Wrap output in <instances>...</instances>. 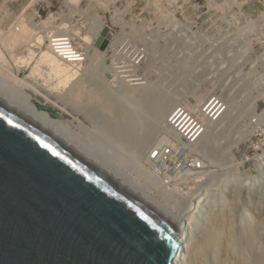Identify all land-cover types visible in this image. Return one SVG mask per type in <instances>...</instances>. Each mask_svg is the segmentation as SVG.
<instances>
[{"label":"rangeland","instance_id":"1","mask_svg":"<svg viewBox=\"0 0 264 264\" xmlns=\"http://www.w3.org/2000/svg\"><path fill=\"white\" fill-rule=\"evenodd\" d=\"M95 16L103 17L105 24L111 28L115 36L111 37V42L114 40L120 43L116 53L111 49L104 56L107 58L105 65L109 64L111 68L104 72L105 75L107 74V80H111L109 84H117L111 66L114 64L113 66H120L124 73L131 74L134 78H143L145 84L155 82L156 88H160L163 93L171 92L172 88L174 90L178 87L183 94H188L187 98L193 103L196 102L195 98L220 92L227 97L229 103L230 99L234 98L232 104L237 111L240 110L236 113L237 117L225 127L219 126L214 130L217 133L214 145L220 151L223 150L222 162L221 158L206 153L210 160L208 164L211 166L218 164L213 168H218L220 164L217 171L220 174L209 181L210 184H204L205 188H202L200 194L203 197L207 194L205 201L208 200L210 205L206 204V206L212 210L209 213V209L206 210V206L203 205L204 214L200 211L202 215L198 213V217H195L193 233L184 244V256L192 241L200 238L204 242V247L210 249V244L213 243L217 248L218 255H214L213 251L214 254L210 256L213 255L214 258L218 256V259L227 258L225 261L218 260L220 264L221 262L244 264L245 259L255 261L253 259L256 257L255 252L260 254L262 260L260 258L259 262L256 261L254 264H264V173L239 172L241 157L246 160L248 156L250 127L248 129L249 123L245 126L237 123L243 116L252 113L251 107L256 101L264 106V93H262L264 92V0H0V81L7 82L11 87L16 86L12 95H17L15 92L21 91L36 93L31 86L37 85L34 82L41 83L44 87L42 94H37L39 95L37 97L44 99L43 95L49 96L47 88L64 95L53 99L60 106L66 105L73 110L79 108L81 126L85 125L87 127L85 130L92 135V142L104 149L106 154L104 159L108 162L112 161V157H116L114 161L122 169V175L121 172L113 170L133 182L135 179L133 176L137 179V175L132 173L131 168L126 170L127 166L119 159L117 162V154L112 153L111 149L110 155L107 154L108 146L105 142L101 143V140L110 134L117 140L116 144H122L125 149V144L119 141L117 132L122 131L121 129L123 132L129 130L128 135L125 133V137L130 138L137 136L141 128L123 125L118 129L113 118L107 115H104L107 117H103V121L99 120L96 124L92 116L95 113L91 112L92 109L87 105L86 99L93 86L90 85L91 80H85L89 78H82L83 70L93 68L103 56L99 54L98 58H92V61L88 58L87 62L71 65L74 71H77L74 78L61 81L52 73L51 68L38 61L39 52L30 46L38 35H43L46 41L41 46L47 50L50 39L60 32V34H70L78 46L86 50L92 39V17ZM39 23L44 28H40ZM14 27L20 28L15 31ZM19 50L24 57L23 62L22 59H18L20 56L17 57ZM76 90L79 91L77 93L80 96L75 95ZM259 93L260 96L255 99L254 97ZM66 95H74L75 100H73L76 105ZM76 97L77 100L83 99L84 104H81L83 101L78 100V102ZM65 100H68V103ZM242 100L247 104L246 107H241ZM44 105L47 110L54 112L65 121L74 131V135L80 133L78 139L84 147L91 146L87 140L89 135L87 136L84 130L76 126L78 122L73 120L76 115L62 111L46 99ZM228 127H230L229 131H227ZM241 133L246 134L242 136ZM228 154L229 158H227ZM99 160L102 161L101 158ZM233 160L236 163L233 168L231 165L227 169L228 172L222 170ZM248 167L245 165V168ZM249 172L258 177H254L255 180L251 183L243 177ZM236 178L242 179V182ZM140 179L145 180L144 173L140 174ZM257 179L259 181H256ZM134 182L136 183L135 180ZM203 197L201 196L202 199ZM207 216L208 220H206ZM235 249L239 251L236 252ZM201 255L202 264H208L206 263L208 256ZM214 258L211 261L215 262Z\"/></svg>","mask_w":264,"mask_h":264},{"label":"water","instance_id":"2","mask_svg":"<svg viewBox=\"0 0 264 264\" xmlns=\"http://www.w3.org/2000/svg\"><path fill=\"white\" fill-rule=\"evenodd\" d=\"M179 239L164 214L0 97V264H175Z\"/></svg>","mask_w":264,"mask_h":264},{"label":"bare ground","instance_id":"3","mask_svg":"<svg viewBox=\"0 0 264 264\" xmlns=\"http://www.w3.org/2000/svg\"><path fill=\"white\" fill-rule=\"evenodd\" d=\"M92 21H93L92 22L93 26H92V30H91L92 39H91V42L87 48L89 50L86 49V51H88L89 58L91 61H92V58H98L99 54L103 56V59L98 60L96 65L93 68H87L86 69V67H85L86 70H83L84 73L82 75L83 76L82 78H89L88 80L85 79L86 81H89V80L92 81V84H90V82H89V84L93 87H92L90 94L88 95V97L86 99L88 107H90V109H92L91 112L95 113V115H92V116L94 117L96 124L99 122V120L103 119L104 115H107L110 118H113L114 123L118 129H121V127L123 125L126 127L128 126V127H134V128H137V127L141 128V131L139 132V134L137 136H133L130 138L125 137V133H127V135H128L129 130H128V132H123V129H121L122 131L117 132V137H119V139H120L119 141H121L123 144H125V149H124V146L122 144L118 143V145H117L116 144L117 140H115L114 137H112L110 134H108L106 138H103L101 140V143L105 142L107 144V146H108L107 148H108V152H109V153L106 152L107 154L110 155V149H111L112 153L117 154V162L119 159L120 162H122L125 166H127L126 168L124 167L126 170L131 168V170L135 172V174L137 175L138 178H140L141 173H144L145 174L144 182L145 181L152 182L153 181L152 176H151L150 171H149L150 166H147L148 159L146 157V152L149 148H151V146L153 144L161 143L164 139H170V141H178V131L166 132L169 129L167 122H166L167 116L169 115V113L174 108H176L179 105L180 102L190 101L187 98L188 94L187 95L183 94V92L178 87H176L174 90L172 88L171 92L163 93L164 91L160 90V88H156L155 82L151 81L148 84L147 83L145 84V82L143 81V78H135L134 80H137V82H131L132 80L129 79V80L117 81L116 85L109 84V82L111 80L110 81L107 80V76H106L107 74L105 75L104 72L107 69L109 70L110 65L109 64L105 65V61L107 58L104 56L106 55V52L108 50H111V49H113V52L116 53V51L119 49L120 43H118L117 41L114 42V40L112 42L109 41V48H107L106 50L102 49L103 50L102 51L95 44H96L98 38L101 36L103 29L107 25L105 24V21H104L103 17H101V16L92 17ZM38 26L40 28H44L40 23ZM19 28L20 27H14V30L17 31ZM77 32H79V31H77ZM65 34H60V32L54 34L53 37L50 39V44L48 45L47 50L43 49L41 46V44L46 41V39L43 35H38L34 40L35 42L30 44V46L33 48V50L39 52L40 57H39L38 61L40 63L44 64L46 67L51 68L53 70L52 73H54L56 76H58L61 79V81L62 80L68 81V79H70L71 77L74 78V75L77 73V71H74V68L71 65H77L78 64V63H76V64L67 63V62L63 61L62 58L59 56L57 50H63V47H66L65 45H62L63 43L59 46H56V47L54 46V44H60V42H57V41L62 39L63 38L62 36H70V34H67V35H65ZM110 34L112 36L113 32H110ZM88 38L89 37L87 36L86 39H88ZM50 48L52 49V52H51ZM17 54H19V55H17V57L20 56V57H18V59H22L21 62H23L24 57L21 55V51L19 50L17 52ZM113 65L114 64H112L111 66L114 67ZM80 78H81V76H80ZM21 80L23 81V78ZM34 83L37 85H31V86L34 89L33 91H36V93H33V92L31 93L29 91L28 92H22L21 91L20 93L15 92L17 95H12V92L15 90L16 86L13 85L11 87L7 84V82H1L0 81V97L5 99L7 102L12 104L16 108H18L20 111H22L27 116H29L30 118L35 120L37 123L42 125L44 128L49 130L57 138H59L63 143H65L67 146H69L70 148H72L73 150L78 152L80 155H82L85 159H87L91 164L95 165L96 167L101 169L103 172L107 173L109 176L112 177V179L117 184L121 185L122 187H124V188L128 189L129 191L133 192L134 194L138 195L140 198L145 200L147 203H149L151 206H153L155 209H157L162 214H164L167 218H169L172 222H174V224L180 230V239H179L180 244H179L178 248L175 250V252H176V255L174 258L175 264H202V262L200 260L201 259V257H200L201 253L203 256H206V257L208 256L206 263H208V264H213V263L214 264H220L218 260H222L224 258L218 259V256H217V258H214L213 255H212L213 257L210 256L211 254H214V253H215L214 255H218L217 254L218 250H217V248H215L213 246L214 244L211 243L210 244L211 248L208 249L209 247H207V248L204 247V245H203L204 242L200 238L192 241L188 252H186V255L184 256V244H186L185 242L187 240H189V238L191 237V234L193 233L194 229L192 230V228L195 225L194 219H196L195 218L196 216L198 217V213H200V211L202 213V211L204 209L203 207L206 206V204L207 205L209 204L208 200L205 201L207 194H206V197H203V195H199V196H196V195H198L200 192H202V188H205V187H202L204 184L206 185V183H208L211 180H214L220 174L217 172V171H219L220 164H219L218 168H213L218 164H216L215 166L209 165L210 168H212L213 170H211L209 175H207L208 181L204 184L199 185V190H197V192L194 193V195H193L194 198L193 197H192L193 199L191 198L188 205L186 204V207H183L185 205V202L181 197L174 196L172 194H169V193L163 191L160 182L156 183V184L148 185V186L160 187V189H159L160 195L159 196H156V194L153 192H147L145 190H141L140 187H142V186L138 184L139 182L137 179H136V183L134 182L135 179H133V182H130V181L126 180L125 177L124 178L121 177L120 174H117L114 171V170H117V172H119V173L121 172V175H122V169H120V167L117 166L116 161H114V158H116V157H114V158L112 157V161H108V162L106 159H104V155H106L104 149L99 147V145H96L95 142H92V138H91L92 135L90 134L89 131L85 130V128H87V127L85 125H83V127L81 126L82 124L80 122L79 108L76 110L75 109L73 110L71 108L72 109L71 110L66 105L60 106L58 104V102H56L53 98H57L56 96L62 97L64 95H61L60 93H58L56 91H53L52 88H47V90H48L47 92L49 93V96L43 95L44 99L41 97H37V96H39L37 94H42L44 87H43V84H41V83H37V82H34ZM44 86H45V84H44ZM58 86L59 85L57 84V87ZM196 89H197V87H196ZM186 91H188V90H186ZM77 92H79V91L76 90L75 95L80 96ZM262 93H264V92H262ZM35 95H36V97H35ZM196 96L200 97L201 95L200 96L196 95ZM208 96H210V95H208ZM259 96H260V93L258 96H255L254 98L257 99ZM66 97H68L70 100H72L71 102L74 105H76L75 101H74L75 98H73L74 95H66ZM77 97H76V100H77ZM203 98L204 97L197 98L196 102L203 100ZM45 99L48 102H50V103L52 102V104L57 105L56 107L60 108L62 111H67L69 114L73 113L74 115H76V117H74L73 120L78 122V125H76V126L80 127L82 130H84L85 133H87V136L89 135L87 140L89 141L88 144L91 146L86 145L88 148L84 147L80 143L81 141L78 139V136H80V133L77 132L74 135V131L67 125V123H65V121L61 120L54 112L46 109V107L44 105ZM233 99L234 98L230 99L229 109L227 110V112L225 114L222 125H220L222 127H225L227 123H230L231 121H233V119H235V117H237L236 113L240 112V110L237 111L234 108V105L232 104ZM68 100H65L66 103H68L67 102ZM78 100L80 102L83 101L81 104H84L83 99L81 100L78 98ZM71 102H69V104H71L73 106V104ZM87 110H88V108H87ZM244 113H245V111H244ZM107 116H105V117H107ZM109 117H108V119H109ZM216 127L217 126H215L214 128L216 129ZM214 128H212V129L209 128V132H207L204 139L199 144V147H201L206 153H209L208 154L209 156L211 155V156H215L216 158H221V156L223 154V150L220 151L214 145L215 136L217 135V133H215V131H214L215 130ZM229 130H230V127L227 128V131H229ZM241 131L243 132V130H241ZM244 134H246V133H241L242 136H244ZM176 152H177V144H170L168 146V148L167 147H159V154L161 156L175 155ZM224 153H225V151H224ZM227 156L226 157L229 158V154ZM98 157L101 158L102 161H100ZM220 161L222 162V158L220 159ZM197 162H204V155H197ZM234 163H235V161L233 160L232 163L224 166L222 168V170H225V172H228L227 169L231 165L233 168L236 164V163L235 164ZM262 169H264V159H262ZM174 171H181V164H174ZM249 173L248 174L245 173L243 176L245 180H250L249 183L254 181L255 178H258V177H256V175H253L251 173H250L251 174L250 175ZM125 174H126V172H125ZM241 178H242V176H241ZM236 179L240 180V178H236ZM241 180H240V182H242ZM208 184H210V183H208ZM253 189H254V187H253ZM243 191H245V190H243ZM168 194L171 196L172 201L179 206V208L166 205V203L168 202V197H169ZM240 194L241 193H239V195ZM164 195H165V197H164ZM242 195H243V193H242ZM201 196L203 197V199L201 198ZM215 198H217V197H215ZM213 206H214V204H213ZM205 209L208 210L209 206H206ZM211 210L212 209H209L208 212L210 213ZM201 213H200V215L204 214V213H202V214ZM229 214L231 215V213H229ZM206 220H208V216H207ZM244 220H245V218H244ZM253 226H254V224H253ZM262 228H263V226H262ZM258 229H260V228H258ZM238 230H241V229H238ZM246 234L248 235V233H246ZM193 236L194 235H192V237ZM237 236H238V234H237ZM203 238H205V236H203ZM235 238H236V236H235ZM234 241H235V239H234ZM245 242H247V241H245ZM221 248H220V243H219V249H221ZM228 248H230V247H228ZM237 248H240V247H237ZM207 250H210L209 252H212V253L206 252ZM213 251H214V253H213ZM224 251L226 252V250H224ZM237 251H239V250H236V252ZM252 252H253V249H252ZM255 253H256V255H255L256 257L253 258V259H255V261L251 260V259H245L244 264H254V262L256 263V261L259 262V259L261 258V257H259L260 254H257L258 252H255ZM221 254H223V252ZM210 257L214 258L216 263L213 262L214 260L211 261L212 258L210 260ZM225 259H227V258H225ZM225 259L222 261H225ZM260 260H262V258ZM241 261H243V260H241ZM240 263H243V262H240ZM221 264H223V263L221 262ZM231 264H234V263H231Z\"/></svg>","mask_w":264,"mask_h":264},{"label":"built area","instance_id":"4","mask_svg":"<svg viewBox=\"0 0 264 264\" xmlns=\"http://www.w3.org/2000/svg\"><path fill=\"white\" fill-rule=\"evenodd\" d=\"M58 40L65 45L63 50H57L59 56L69 63H82L86 61L85 50L78 46L71 36H62ZM55 41V40H54ZM119 50V49H118ZM117 50V51H118ZM115 80H134V76L124 73L120 66L113 67ZM229 103L222 93H214L207 96L201 102L192 104L190 102H180L168 115V131H178V141L164 139L163 142L155 144L148 152L150 174L152 182L147 181L146 189L159 196L160 187L148 186L159 183L162 190L179 196L185 200H191L194 193L199 190V185L204 184L206 176L211 169L203 152L199 150V144L210 126L219 124L227 110ZM241 123H250L251 137L245 164H249L248 171L252 173H264L262 169V159H264V109L255 105L250 116L242 118ZM170 144H177L175 155L161 156L159 147H167ZM197 155H204V162H197ZM174 164H181V171H174ZM244 167V164H241ZM156 191V192H155ZM168 194V195H169ZM168 202L171 204L172 198L169 195Z\"/></svg>","mask_w":264,"mask_h":264},{"label":"clouds","instance_id":"5","mask_svg":"<svg viewBox=\"0 0 264 264\" xmlns=\"http://www.w3.org/2000/svg\"><path fill=\"white\" fill-rule=\"evenodd\" d=\"M108 27H109V26H108ZM110 32H112V31H111V28L109 27V34H108V36H107L108 41H111V37L114 36V34H112V36H111ZM114 37H115V36H114ZM72 38H73V37H72ZM109 38H110V39H109ZM106 48H109V43H108V45H107ZM106 48H105V49H106ZM105 49H104V50H105ZM85 53H86V61H84V62H87V61H88V58H89V53H88V51H86V50H85ZM62 60L65 61L63 58H62ZM65 62H67V61H65ZM84 62H82V63H84ZM67 63H69V62H67ZM73 64H76V63H73ZM78 64H81V63H78ZM112 70H113V67H112ZM115 81L117 82V81H122V80H115ZM220 93H222V92H220ZM222 94H223V93H222ZM208 95H211V94H208ZM208 95H206L204 98H206ZM223 95H224V94H223ZM224 96H225V95H224ZM204 98H203V100H204ZM226 98H227V97H226ZM195 100H196V98H195ZM227 100H228V99H227ZM201 101H202V100H201ZM201 101H198V102H201ZM185 102H190V103H192V104L198 103V102H194V103H193L191 100H190V101H185ZM242 102H243V105H241V107H245L247 104L244 103V100H242ZM228 103H229V102H228ZM260 104H261V103H259V102H257V101L255 102V105H259V108H263V109H264V106H262V104H261V105H260ZM255 105H254V106H255ZM254 106L251 107V110H252L251 112H253V108H254ZM228 109H229V108H228ZM251 114H252V113H251ZM251 114H250V115H251ZM250 115H248V116H250ZM246 116H247V115H245V116H243V117H246ZM224 117H225V116H224ZM243 117H242V118H243ZM167 118H168V116H167ZM242 118H241L237 123H238L240 126H245L246 123H241V121L243 120ZM223 119H224V118H223ZM166 122H167V121H166ZM222 123H223V120H222L219 124H216L215 126L219 127L220 125H222ZM215 126H210L209 128L212 129V128H214ZM249 127H250L249 132H250V137H251V126H250V123H249L248 129H249ZM209 128H208L207 132H209ZM214 129H215V128H214ZM207 132L205 133V135L207 134ZM205 135H204V137H205ZM204 137H203V139H204ZM203 139H202V140H203ZM202 140H201V142H202ZM162 142H163V141H162ZM201 142H200V143H201ZM155 144H157V143H155ZM155 144H153L152 147H153ZM249 144H250V140H249ZM152 147H151V148H152ZM151 148H150V149H151ZM198 148H199V150H201V151L203 152V154L205 155V157H206V159H207V162L210 163V160H208V157H209V156H207L206 152H205L201 147H198ZM150 149H149V150L147 151V153H146V157H147V159H148V152L150 151ZM248 150H249V147H248ZM247 157H248V156H247ZM247 157H246V158H247ZM241 159H242V160L239 162V163H240V167H239V172H240V173H241V171H248V169L250 168V165H249L248 163H247V164L244 163V161H246L247 159L244 160L242 157H241ZM241 164H244V167H241ZM209 165H211V164H208V166H209ZM245 165H248L249 167H248V168H245ZM147 166H149V160H148V164H147ZM209 168H210V166H209ZM241 168H243V170H242ZM210 169L213 170L212 168H210ZM210 172H211V171H210ZM250 172H251V171H250ZM132 173L135 175V172H134V171H132ZM251 173H252V172H251ZM253 174H254V173H253ZM208 175H209V174H208ZM207 177H208V176L205 177V178H206L205 183L208 181ZM133 178H135V181H136V177L133 176ZM137 180H138V182H139V183H138L139 185H141L142 187H146V183H147V181L144 182V180H142V179H140V178H137ZM256 181H259V180H256ZM203 186H204V185H203ZM203 186H202V187H203ZM142 187H140L141 190H145V191H147V192H152V191H151L152 189L149 190V189L142 188ZM200 193H201V192H200ZM200 193H199L198 195H196V196H199ZM196 196H195V197H196ZM164 197H165V195H164ZM153 198H154V197H153ZM193 198H194V197H193ZM193 198H192V199H193ZM154 199H155V198H154ZM168 199H169V197H168ZM182 199H183V198H182ZM183 200H184V202H185V205H184L183 207H186V204L188 205V203H189L190 200H185V199H183ZM172 202H173V201H172ZM166 205L173 206V207H178V208H179V206H178L176 203H174V202L171 203V204H170L169 202H167Z\"/></svg>","mask_w":264,"mask_h":264}]
</instances>
